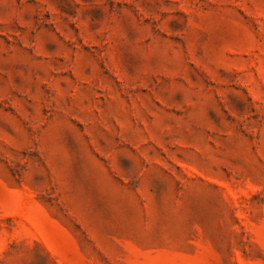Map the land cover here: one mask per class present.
Here are the masks:
<instances>
[{
	"label": "rangeland",
	"instance_id": "rangeland-1",
	"mask_svg": "<svg viewBox=\"0 0 264 264\" xmlns=\"http://www.w3.org/2000/svg\"><path fill=\"white\" fill-rule=\"evenodd\" d=\"M0 264H264V0H0Z\"/></svg>",
	"mask_w": 264,
	"mask_h": 264
}]
</instances>
